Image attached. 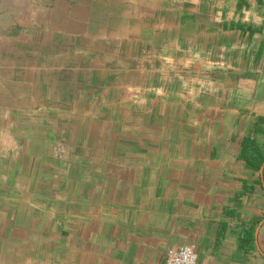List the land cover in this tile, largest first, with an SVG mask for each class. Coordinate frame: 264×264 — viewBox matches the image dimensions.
Returning <instances> with one entry per match:
<instances>
[{
    "label": "crops",
    "instance_id": "1",
    "mask_svg": "<svg viewBox=\"0 0 264 264\" xmlns=\"http://www.w3.org/2000/svg\"><path fill=\"white\" fill-rule=\"evenodd\" d=\"M246 152L264 0H0V264H264Z\"/></svg>",
    "mask_w": 264,
    "mask_h": 264
},
{
    "label": "built area",
    "instance_id": "2",
    "mask_svg": "<svg viewBox=\"0 0 264 264\" xmlns=\"http://www.w3.org/2000/svg\"><path fill=\"white\" fill-rule=\"evenodd\" d=\"M159 264H200L196 244L185 243L168 250L164 261Z\"/></svg>",
    "mask_w": 264,
    "mask_h": 264
},
{
    "label": "trees",
    "instance_id": "3",
    "mask_svg": "<svg viewBox=\"0 0 264 264\" xmlns=\"http://www.w3.org/2000/svg\"><path fill=\"white\" fill-rule=\"evenodd\" d=\"M244 158L246 159L248 164H250L252 167H255V168H260V166L264 162V157L261 153H259V155L255 157V156H251L250 154L246 152L244 155ZM253 235H254V227L251 226L247 231V238L249 241L252 240ZM245 246L248 247V244H246Z\"/></svg>",
    "mask_w": 264,
    "mask_h": 264
}]
</instances>
